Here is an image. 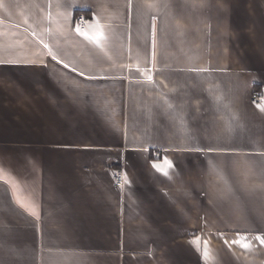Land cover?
<instances>
[{
	"label": "crops",
	"instance_id": "1",
	"mask_svg": "<svg viewBox=\"0 0 264 264\" xmlns=\"http://www.w3.org/2000/svg\"><path fill=\"white\" fill-rule=\"evenodd\" d=\"M257 236L264 0H0V264H264Z\"/></svg>",
	"mask_w": 264,
	"mask_h": 264
},
{
	"label": "snow or ice",
	"instance_id": "2",
	"mask_svg": "<svg viewBox=\"0 0 264 264\" xmlns=\"http://www.w3.org/2000/svg\"><path fill=\"white\" fill-rule=\"evenodd\" d=\"M76 31H77L80 35L85 36L87 39H89V40H91V41H93V42H95V43H97V44L100 43L101 39H102L103 36H104V33H103L102 30L99 31V32H97L95 35H91V36H90L88 33H86V32H81L79 27H77ZM46 47H47V45H46ZM154 55H155V54L153 53V57H154ZM136 70H139V69H136ZM148 80H149V81L152 80V76H151V75L148 76ZM166 163L168 164V167H169V168L173 167V165L171 164V162L166 161ZM153 167L156 168L157 171L162 172L163 175H165V176L168 175V172H167L165 169L161 168L158 164H155V163H154V164H153ZM125 183H129V181L127 180V177H126V176H125ZM256 239L259 241V243H260L261 245H264V237L257 236ZM198 240H199V238H197V241H198ZM225 243L228 244V241H225ZM231 243H232V244H239L243 249H249V247H250V244L247 243V242L241 244L240 239L233 240ZM204 245H205V247H207V241H204ZM205 256H207V252H205Z\"/></svg>",
	"mask_w": 264,
	"mask_h": 264
},
{
	"label": "built area",
	"instance_id": "3",
	"mask_svg": "<svg viewBox=\"0 0 264 264\" xmlns=\"http://www.w3.org/2000/svg\"><path fill=\"white\" fill-rule=\"evenodd\" d=\"M88 19L86 18V16L82 13L78 14L76 17V26L79 27L80 29L84 30L86 28ZM260 95L259 91H256L253 93V97L254 98H258ZM159 155H156V158H158ZM114 180L116 182L117 185H122L124 182V173L122 171H118L115 175H114Z\"/></svg>",
	"mask_w": 264,
	"mask_h": 264
}]
</instances>
